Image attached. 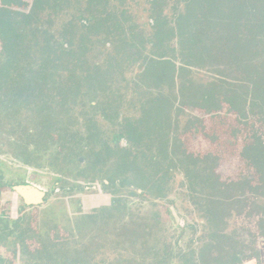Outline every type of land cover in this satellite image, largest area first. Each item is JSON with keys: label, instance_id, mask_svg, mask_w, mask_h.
<instances>
[{"label": "trees", "instance_id": "16d2710c", "mask_svg": "<svg viewBox=\"0 0 264 264\" xmlns=\"http://www.w3.org/2000/svg\"><path fill=\"white\" fill-rule=\"evenodd\" d=\"M110 2L87 0V15L64 25L65 44L57 48L40 43L42 23L48 21L46 15L65 12L70 0H0V38L12 46L7 56H0V139L6 141L10 136L6 144L27 166H38V153L52 147L56 150L50 163L58 168L69 164L80 158L82 143L89 148V140L100 138L96 114L85 118L88 137L73 129L77 107L87 102L98 112L103 106L104 118L117 121L123 102L120 87L126 82L140 109L138 115L123 119L119 137L127 145L112 148L100 141L92 159L95 167L101 165L100 173L110 187L121 183L145 193L160 184L159 173L166 161L170 160L169 170L186 164L188 145L183 132L201 130L208 142L222 148L216 128L231 120L211 114L221 103L216 94L222 91L237 112L241 106L236 99L252 95L249 113L256 117L245 121L236 117L225 139L230 146L238 144L234 157L242 171L232 179L221 177L220 148L195 153L198 162L185 168L191 186L211 201L205 210L209 234L198 250L178 258L182 264H241L252 259L248 252L264 239V203L260 200L264 198V0L189 3L182 25L188 35L176 45L178 22L176 16H164L162 1L151 0L149 33L138 30L128 12L111 9ZM101 45L113 48L104 65L91 61ZM136 68L140 82H129L126 75ZM201 71L210 73L208 82L197 77ZM186 110L210 118L191 119L180 131L179 120ZM23 113L29 119L17 129L24 121ZM156 145L158 152L153 155ZM110 162L111 168L105 170ZM154 168L158 171L152 175ZM117 203L89 217L95 232L90 243L72 249L67 239L55 234L28 251L31 261L90 264L92 249L111 238L147 256L155 244L154 220L139 217L117 227L121 213ZM233 216L240 221L236 231L228 234L227 221ZM240 232L247 234L249 242L239 237ZM153 256V263H143L172 264L176 259L169 247L154 251Z\"/></svg>", "mask_w": 264, "mask_h": 264}, {"label": "rangeland", "instance_id": "374dc122", "mask_svg": "<svg viewBox=\"0 0 264 264\" xmlns=\"http://www.w3.org/2000/svg\"><path fill=\"white\" fill-rule=\"evenodd\" d=\"M162 1V9L164 16L177 19V36L176 41L187 36L188 32L183 29L185 23V9L189 3L201 2L203 0H160ZM69 6L65 12L59 15L45 16L48 21H43L42 31L44 36L39 39L41 44L49 43L54 47H63L65 39L63 35V27L73 20H79L81 15H87V0H70ZM111 9L117 8L128 12V17L137 26L138 30L145 32L151 31L152 22V2L151 0H111ZM205 5V4H204ZM206 9V7L204 6ZM207 10V9H206ZM229 12L228 9H226ZM12 49L10 42H5L0 38V56H7ZM113 52L110 45L98 46L91 56L92 62L106 64L109 55ZM148 54V51L145 52ZM138 69L127 73L126 78L130 81H138ZM197 77L203 82H208L211 75L206 71L198 73ZM145 87V86H143ZM264 91V82L262 83ZM123 102L120 104V118L116 124L111 126L103 119H99L97 129L99 131L100 141L114 143L115 139L121 131V125L125 117H132L139 114V106L136 103V95L128 83L123 82L121 87ZM243 97V98H242ZM240 96L236 100L239 101L241 112L231 107L227 96L220 91L215 98L221 100L215 111H211L212 115L220 114L227 119V123L220 124L216 128V134L219 136L222 148L219 144L208 142L201 130L189 133L183 132V137L187 141L185 156L188 160L184 166H178L171 170L169 161L164 163L160 170L162 180L158 186H152L150 192H143L137 188L122 185L118 183L116 187L103 186L104 174L100 173L101 165L95 167L94 159H92V151L82 143L79 151V157L75 161L65 164L60 168L52 165L53 155L56 148L52 147L47 152L38 153V166H27L23 160L15 157V152L7 145L10 136H6L4 141L0 139V259L14 264H35L28 256L29 250L39 248L42 239L49 236L59 235L69 241L71 248L79 247L83 244L91 242L94 236L93 225L89 219L96 211L110 209L118 201L121 213L117 217L116 226L119 227L123 223H128L132 219L139 217H147L154 220L155 228V244L152 250L146 252L148 255L137 254L136 251L128 246L117 244L114 238L107 241H100L95 249H92L90 264H147L146 260L153 263L154 251L163 252L169 247L175 258L172 264H182L179 256L188 253L193 249H199L207 240L209 234L208 221L206 219L205 210L211 204L202 190L194 189L191 186L190 178L186 174L185 168L196 164L198 158L195 153L203 151L217 152L221 149V162L218 172L225 180L232 179L237 176L243 168L238 163L237 156L239 146H230L225 143L230 136L229 127L235 125V118L240 117L242 120H249L253 117L250 112L252 107V95ZM84 108V109H83ZM103 107L100 108L102 113ZM92 112L91 106L86 102L81 104L76 111V117L72 127L79 131L82 136H88V121L85 118L90 116ZM248 114L247 118H243L242 114ZM24 121L19 122L17 129L26 126L25 121L29 119L26 113H23ZM256 113L255 115H257ZM198 120L210 118L204 116L200 112L186 110L180 117V131L187 128L191 119ZM32 119V118H30ZM20 125V126H19ZM183 139V140H184ZM206 141H205V140ZM92 142L89 141V144ZM98 143V142H97ZM93 144H96L95 142ZM101 146V143L97 145ZM115 144V143H114ZM124 145H127L124 143ZM218 145V147H217ZM98 147L99 146H95ZM158 145L153 148V155L157 154ZM220 148V149H219ZM183 156V159L185 158ZM81 159L82 161H79ZM112 163H108L105 170H109ZM93 167H95L93 169ZM199 168V167H197ZM200 172L202 171L199 169ZM158 171V170H157ZM155 168L151 170L152 175L157 173ZM204 176L205 173L202 172ZM22 183H30L47 192V198L44 205L31 206L27 209L20 197L11 189ZM264 203V198L260 199ZM239 218L236 216L228 219L226 231L228 234L236 231ZM18 222V228L14 223ZM243 223V220H241ZM15 232V233H14ZM94 232V233H93ZM13 233V234H12ZM97 234V233H96ZM239 237L249 242V238L245 233H239ZM31 236L30 239L27 237ZM154 238V237H153ZM252 255V259L241 264H264V239L259 241L258 246L253 247V251L248 252ZM3 264V263H1Z\"/></svg>", "mask_w": 264, "mask_h": 264}, {"label": "flooded vegetation", "instance_id": "af4514ba", "mask_svg": "<svg viewBox=\"0 0 264 264\" xmlns=\"http://www.w3.org/2000/svg\"><path fill=\"white\" fill-rule=\"evenodd\" d=\"M86 103V102H85ZM81 104H84V103H81ZM81 104H80V106H81ZM89 104V106H91V104L90 103H88ZM79 106V107H80ZM103 107V106H102ZM77 109H78V107H77ZM84 109V108H83ZM91 109H92V107H91ZM94 114H96V119H95V122H96V125L97 126H99L98 125V122H99V119H103L105 122H108V124L110 125L111 124V126H113L114 124H116V121H114L113 123L112 122H110V121H108L107 119H105L104 118V116H103V114L100 112V114H99V111L98 112H95L93 109H92V112L90 113V116L89 117H92V115H94ZM121 115V114H120ZM100 123V122H99ZM121 129V128H120ZM120 131V130H119ZM87 135L89 136V133L87 132ZM87 136V137H88ZM99 139L100 138H97V140L96 141H91V140H89V141H91L92 143H91V147L89 146V148L88 149H91V150H93V148L96 150V149H98V147H95V146H99V148H100V144L99 145H97L98 143H99ZM96 143V144H93V143ZM98 142V143H97ZM115 143V144H114ZM113 144L112 143H110V142H107V144L110 146V147H112V148H117L118 147V145H124V141L122 140V139H120V137H119V135H118V138L117 139H115V142H114ZM92 158H93V153H92ZM79 161H82L81 159H79ZM109 182L108 181H106V180H103V186H105V187H109ZM30 187V188H36V189H39L41 192H43V194H44V199H43V202L41 203V204H39V205H28L27 203H26V201L24 200V198L23 197H21L19 194H17V192H16V188H18V187ZM11 189L17 194V196L18 197H20L21 198V200L23 201V203H24V207L27 209L28 207H31V206H40V205H44L45 204V200H46V198H47V192L45 191V190H43V189H41V188H39V187H37V186H35V185H32V184H30V183H22V184H19V185H16V186H12L11 187ZM18 224V222H16V223H14V226H16ZM15 233V232H14ZM13 234V233H12ZM1 263H3V264H14V263H9V262H6L5 261V259H0V264Z\"/></svg>", "mask_w": 264, "mask_h": 264}, {"label": "water", "instance_id": "95a60500", "mask_svg": "<svg viewBox=\"0 0 264 264\" xmlns=\"http://www.w3.org/2000/svg\"><path fill=\"white\" fill-rule=\"evenodd\" d=\"M17 194L24 198L28 205H39L43 202L44 194L39 189L30 187L16 188Z\"/></svg>", "mask_w": 264, "mask_h": 264}]
</instances>
